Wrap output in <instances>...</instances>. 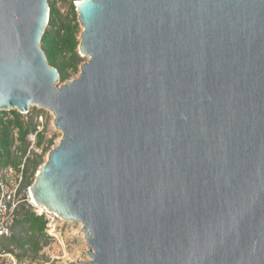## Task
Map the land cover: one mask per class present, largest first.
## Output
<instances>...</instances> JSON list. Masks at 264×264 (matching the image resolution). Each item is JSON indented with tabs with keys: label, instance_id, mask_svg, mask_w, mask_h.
<instances>
[{
	"label": "water",
	"instance_id": "water-1",
	"mask_svg": "<svg viewBox=\"0 0 264 264\" xmlns=\"http://www.w3.org/2000/svg\"><path fill=\"white\" fill-rule=\"evenodd\" d=\"M76 3L58 87L49 1L0 0V108L63 132L31 198L83 223L80 264H264V0Z\"/></svg>",
	"mask_w": 264,
	"mask_h": 264
},
{
	"label": "rangeland",
	"instance_id": "rangeland-1",
	"mask_svg": "<svg viewBox=\"0 0 264 264\" xmlns=\"http://www.w3.org/2000/svg\"><path fill=\"white\" fill-rule=\"evenodd\" d=\"M51 1V0H48ZM71 2L75 5L76 0L58 1L56 8L58 13L55 15L56 25L46 27L51 33L62 27L66 23H74L73 13L71 12ZM76 6V5H75ZM77 12V9H76ZM79 22L78 39L81 42V34L83 27ZM80 44V43H79ZM42 47V43H41ZM82 63L79 65V70L74 72L69 70L70 77L57 82V86L64 85L67 81L77 79L82 72V65L90 60V56H82ZM62 59V58H61ZM10 110H0V119L5 123L15 120V114ZM5 111V112H4ZM21 120L26 125L35 127L36 131H31L27 134L25 140L19 138L18 129H14L11 134L13 140L12 153L15 158L21 161L18 167H1L0 166V188L4 192L15 193V201L17 207L12 220L10 219L11 235L15 228L13 225L16 215L20 216L23 210L30 208L36 214L43 215L47 220L46 235L50 237L46 242L45 238L40 242L39 252L34 251V245L28 244L24 249L18 248L9 244L6 240L3 241L0 247V264H80L82 262L90 263L92 258L88 254L91 249L88 246L84 225L80 221L69 220L61 217L54 212H48L36 206L32 201L29 193L30 186L36 179L37 172L40 167L48 161L49 153L54 147L59 145L63 132L56 127L55 114L46 108L32 105L28 113H22ZM39 162V166L35 170V179L30 186H25L24 180L30 177L33 172L34 163ZM33 176L30 179L34 178ZM26 201V202H24Z\"/></svg>",
	"mask_w": 264,
	"mask_h": 264
},
{
	"label": "trees",
	"instance_id": "trees-1",
	"mask_svg": "<svg viewBox=\"0 0 264 264\" xmlns=\"http://www.w3.org/2000/svg\"><path fill=\"white\" fill-rule=\"evenodd\" d=\"M58 1L66 0H51L50 5V26H55V15L58 13L56 4ZM73 1V0H72ZM77 1V0H76ZM71 4V12L73 13L74 23H66L54 34L50 30H45L42 37V49L44 50L46 57L50 65L56 67L60 73L61 81H65L70 77L69 70L77 72L79 65L82 63V58L78 53L79 46V22H77L76 6ZM62 58V59H61ZM5 112V111H4ZM15 114L16 119L5 123L0 119V166L1 167H18L21 165V161L14 157L12 153L13 140L11 134L14 129H18L19 138L25 140L27 134L31 131H36L35 127H31L29 124L26 125L21 120L22 113L16 110L11 111ZM39 166V162L34 163L33 172L30 177H26L24 180L25 186H30L35 177L36 167ZM33 179H30L31 177ZM26 202V201H24ZM25 204L23 203V210L20 216L16 215L14 218L15 231L9 237L3 239L9 244L14 245L18 248L24 249L28 244L34 245V251L39 252L41 246L40 242L45 238L46 242L50 237L46 235L47 220L43 215L36 214L32 209L28 208L25 210ZM2 241V243H3Z\"/></svg>",
	"mask_w": 264,
	"mask_h": 264
},
{
	"label": "built area",
	"instance_id": "built-area-1",
	"mask_svg": "<svg viewBox=\"0 0 264 264\" xmlns=\"http://www.w3.org/2000/svg\"><path fill=\"white\" fill-rule=\"evenodd\" d=\"M16 207L15 193L4 192L0 188V247L3 239L11 235L10 219L14 217Z\"/></svg>",
	"mask_w": 264,
	"mask_h": 264
},
{
	"label": "bare ground",
	"instance_id": "bare-ground-1",
	"mask_svg": "<svg viewBox=\"0 0 264 264\" xmlns=\"http://www.w3.org/2000/svg\"><path fill=\"white\" fill-rule=\"evenodd\" d=\"M76 2H80V0H77ZM76 5H77V3H76ZM84 29V28H83ZM32 105H37V106H39L37 103H33V104H31L30 105V107L32 106ZM30 107H29V109H30ZM39 107H41V106H39ZM44 108V107H43ZM10 109H17V110H19L18 109V107L17 106H11V107H6V108H0V110H10ZM47 109V108H46ZM50 110V109H49ZM53 112V111H52ZM32 202L36 205V206H38V207H40V209H44V210H46V211H48V212H52V211H49L48 209H47V207H45L44 205H40V204H38L36 201H35V199H34V197L32 198ZM55 213V212H54ZM56 214H58V213H56ZM58 215H60V214H58ZM61 216V215H60ZM62 217V216H61ZM64 218V217H63Z\"/></svg>",
	"mask_w": 264,
	"mask_h": 264
}]
</instances>
